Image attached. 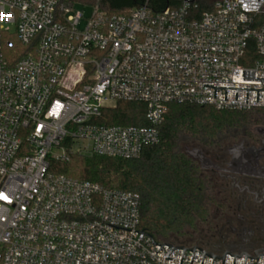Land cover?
<instances>
[{
	"label": "built area",
	"instance_id": "1",
	"mask_svg": "<svg viewBox=\"0 0 264 264\" xmlns=\"http://www.w3.org/2000/svg\"><path fill=\"white\" fill-rule=\"evenodd\" d=\"M177 2L160 14L145 5L108 16L96 6L85 17L62 0H0V264H181L184 250L164 244L213 253L143 231L137 193L52 170L71 154L141 157L160 143L170 105L264 109L263 91L259 103L249 91L246 104L245 90L237 101L227 90L225 101V89L214 99L203 86L264 90V81L243 80V72L264 79V0H213L199 17L198 0ZM119 102L143 104L150 126L99 123ZM134 231L164 246L158 252ZM230 254L213 253L234 264ZM203 256L195 249L192 264Z\"/></svg>",
	"mask_w": 264,
	"mask_h": 264
},
{
	"label": "trees",
	"instance_id": "2",
	"mask_svg": "<svg viewBox=\"0 0 264 264\" xmlns=\"http://www.w3.org/2000/svg\"><path fill=\"white\" fill-rule=\"evenodd\" d=\"M80 9L98 7L108 16L129 15L147 6L154 14L177 7V0H62ZM198 0L191 11L195 17L211 8L213 0ZM264 23V14L257 17ZM25 54V53H24ZM264 109L217 111L208 106L170 105L160 126L161 141L146 148L137 159H111L71 154L69 161L55 162L52 170L65 177L98 183L103 187L137 193L140 196L141 228L159 240L196 229L207 215L204 185L192 168L183 147L194 142L217 140L232 135L260 118ZM99 123L109 126H150L146 108L140 103L119 102L103 110Z\"/></svg>",
	"mask_w": 264,
	"mask_h": 264
},
{
	"label": "flooded vegetation",
	"instance_id": "3",
	"mask_svg": "<svg viewBox=\"0 0 264 264\" xmlns=\"http://www.w3.org/2000/svg\"><path fill=\"white\" fill-rule=\"evenodd\" d=\"M183 153L206 195L194 244L218 254L264 255V121L194 142Z\"/></svg>",
	"mask_w": 264,
	"mask_h": 264
},
{
	"label": "water",
	"instance_id": "4",
	"mask_svg": "<svg viewBox=\"0 0 264 264\" xmlns=\"http://www.w3.org/2000/svg\"><path fill=\"white\" fill-rule=\"evenodd\" d=\"M186 1H187V2H193V1H195V0H192V1H188V0H186ZM214 1H219V0H214ZM259 1H260V0H259ZM243 80H249V81H264V79H255V72H243ZM203 86H204V87H211V88H214V99H216L217 89H225V101H227V90H236V100H235V101H237V99H238V90H245V91H247V95H246V104H248V94H249V91H257V103H259V92H260V91H263V92H264V90H258V89L221 88V87H213V85H203ZM115 227H116V226H115ZM118 228H120V227H118ZM121 229H124V228H121ZM125 230H128V229H125ZM128 231H132V230H128ZM143 231H144V230H143ZM143 231H142V232L134 231V232L141 233V234H143V235L148 236L149 238H151V236H149L148 234L144 233ZM151 240L153 241V245L161 246L160 249L158 250V252L162 249V247H163L164 245L174 248V249L171 251V253H172L174 250H184V252L187 251V250H189V251L194 252V254H195V249H198L199 251H201L202 253H204L202 264H203V262H204L205 255H207V256H209V257H211V258L213 259V263H212V264H214V260H215V258L223 259V264H225V257H226V255H224L223 258H220V257H215V256L213 255V253L206 254L204 250H202V249H200V248H198V247H193L192 249H185L184 247H177V248H175V247H173V246H171V245H167V244H164V245L156 244L152 238H151ZM158 252H157V253H158ZM184 252H183V257H184ZM171 253H170V254H171ZM170 254H169V255H170ZM194 254H193V258H192V262H191V264L193 263ZM226 254H230V253H226ZM169 255H168V256H169ZM230 255H231V254H230ZM168 256L166 257V259L172 261V259H171V258H168ZM231 256L234 257V264H235V260H236V258H242V257H243V255H242L241 257H240V256H237V255H231ZM262 256H264V255H262ZM262 256H255V257H257V258H252L251 256H245V263H244V264H246V259H253V260L257 259V260H258V264H259V257H262ZM183 257H182V261H183ZM182 261H181V264H182Z\"/></svg>",
	"mask_w": 264,
	"mask_h": 264
},
{
	"label": "rangeland",
	"instance_id": "5",
	"mask_svg": "<svg viewBox=\"0 0 264 264\" xmlns=\"http://www.w3.org/2000/svg\"><path fill=\"white\" fill-rule=\"evenodd\" d=\"M208 4H209V1L208 0H205ZM81 10H83L84 14H85V17H89L92 12H93V8L92 7H88V6H82L80 8ZM80 28H84V22L80 25ZM260 121H264V118L260 116ZM202 224L199 222L196 229H191V228H186L185 229V234L184 235H181V236H172L171 238H168L166 240L168 241H173V240H177V241H180V242H187V243H196L198 242L197 239L195 238V236H193V231H197L198 230V227H200Z\"/></svg>",
	"mask_w": 264,
	"mask_h": 264
},
{
	"label": "snow or ice",
	"instance_id": "6",
	"mask_svg": "<svg viewBox=\"0 0 264 264\" xmlns=\"http://www.w3.org/2000/svg\"><path fill=\"white\" fill-rule=\"evenodd\" d=\"M0 18H3V17H0Z\"/></svg>",
	"mask_w": 264,
	"mask_h": 264
}]
</instances>
